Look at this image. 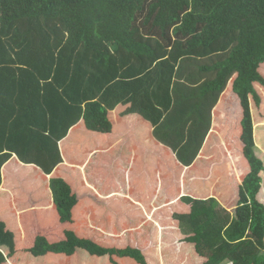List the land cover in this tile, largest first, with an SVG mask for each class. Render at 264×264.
<instances>
[{"label": "trees", "instance_id": "trees-1", "mask_svg": "<svg viewBox=\"0 0 264 264\" xmlns=\"http://www.w3.org/2000/svg\"><path fill=\"white\" fill-rule=\"evenodd\" d=\"M142 80L145 124L179 162L165 173L226 182L215 198H170L192 214L144 212L99 146L83 148L112 132L113 85ZM173 106L179 132L164 129ZM3 174L0 264H264V0H0V186ZM32 179L50 191L39 207ZM135 213L154 220L147 247L130 236Z\"/></svg>", "mask_w": 264, "mask_h": 264}, {"label": "crops", "instance_id": "crops-1", "mask_svg": "<svg viewBox=\"0 0 264 264\" xmlns=\"http://www.w3.org/2000/svg\"><path fill=\"white\" fill-rule=\"evenodd\" d=\"M16 79L23 78L22 76H14ZM147 83L146 80H142L141 83L134 85V86H126L125 84H114L112 90L110 91V94H108V103L111 100V109L112 111H109L112 113V121H113V128L112 132L109 134H97L95 137V140L90 143H86L83 148L88 146V156L91 159V157L94 156V152L96 148H99V151L102 153L101 157L104 158L107 163H110L112 168L111 171L113 178L115 179L113 181V185H115V182H120L121 179H125L126 183L133 182L132 186L130 187V194L133 198V201L135 204L140 207L144 212L147 211L150 206H153L154 204L161 205L165 203L166 199L169 198L167 203L165 205H157L154 207L155 210H164L167 211L172 206V209H176L177 211L182 212L183 214L189 215L192 214V206L193 203L187 201L186 199L182 200L181 198L177 197L176 199H173V201L170 199L171 197L174 198L176 196H184L187 197L188 195L191 196L192 199H196L195 196H197L194 192L202 193V198L204 200H208V198H215L218 189H225L223 187L224 183L226 185V182L224 181L223 177L217 174H214V176H206L200 175V170L198 169L197 176L196 174H193L192 172L189 173L190 168L182 166L183 172L181 175H179V171L175 170V173L170 171V177L167 173V168L171 167L172 163L179 164L176 154L172 152V150H168L165 145H163L161 142L164 143V141H159L155 138H153V131L156 128L154 127L153 130H149V127L145 124L147 122L146 115L143 113L142 109L149 114L150 107L149 102L147 101V96L145 92L147 91L146 88ZM127 89V91L125 90ZM228 91V90H227ZM135 92V96H134ZM141 109V111H140ZM178 109L171 107L168 110L160 109V111H163V119H168L170 117H173L172 122L173 124L169 125L170 127L164 128L167 130H175L176 132H179L183 124L185 123L184 117L185 113L182 111L180 113L177 112ZM159 111V112H160ZM158 113V110H156ZM181 124V125H180ZM162 125V124H161ZM158 126V125H157ZM81 131L84 133L85 129L81 126ZM165 133L167 131H164ZM176 138V135H174ZM209 139V140H208ZM212 136L211 132L207 137V140L205 142L204 148H206L207 143L209 142V147L213 146L212 142ZM177 142H180L181 145L184 144V142L189 141V139H184L182 137L176 138ZM84 153H80L82 157L85 155ZM170 152V154L168 153ZM172 153V155H171ZM202 152L199 154L201 156ZM104 155V156H103ZM107 159V160H106ZM208 159V158H206ZM64 170L67 173L63 174L65 178H72L73 180L74 173L73 170L75 169L74 165H71L68 163V161L64 162ZM67 165V166H66ZM61 167V166H60ZM67 167V170H66ZM130 168V174H125V171ZM132 168V169H131ZM173 169V168H172ZM62 171V173H63ZM186 171H188L186 173ZM26 173H29V171H25ZM38 173V172H37ZM37 173L31 174L33 179L37 177ZM61 172H58V175ZM124 174L127 175L124 177ZM57 175V174H55ZM3 176V180L1 183V189L3 190L4 186L7 184H10L14 178L8 180L5 178L6 176ZM50 177V176H49ZM179 177H181V181L177 180ZM187 177H189V181L187 182ZM202 177V178H200ZM177 178V179H176ZM33 179H32V186L27 183L24 186L26 189H29L33 196H29V199H34L38 203V207L42 205L44 202L46 203L48 194H50L46 187L47 183H41L39 186H33ZM130 180V181H129ZM18 181L23 184V180L18 179ZM85 181V180H84ZM30 182V183H31ZM87 186H91L90 183L85 181ZM187 182V183H186ZM125 183V187H126ZM188 187H187V186ZM23 186V187H24ZM74 188L77 187L75 184L72 185ZM179 187V188H178ZM190 187V188H189ZM80 188V187H79ZM80 190H82L80 188ZM20 191V190H19ZM197 193V194H199ZM97 194L101 195L100 192L97 190ZM21 198L24 199V194L20 192ZM118 195V194H116ZM104 196V195H103ZM108 196L111 197V194ZM104 196L107 199L113 198L115 195H112V197ZM136 196L137 199L134 197ZM154 196V197H153ZM153 197V198H152ZM7 199V198H5ZM4 199V200H5ZM216 200L221 204V206L228 210L231 215H234V210L231 206H226L222 203L223 200L216 197ZM149 201V202H148ZM1 202V200H0ZM116 203L117 201L114 200ZM176 202V205H173ZM178 202V203H177ZM32 205L34 204L33 201L30 202ZM41 203V204H40ZM118 203V202H117ZM173 203V204H172ZM53 205V203H52ZM24 206L21 204V206H16V213L19 218L24 214L23 213ZM12 209L11 207L7 210ZM15 211V210H11ZM153 211V212H154ZM8 212V211H7ZM9 213V212H8ZM23 213V214H22ZM166 213V212H165ZM142 215L140 213L133 214V220L131 222V225L136 226V228L129 231L131 232L130 236L136 237L137 241L143 243L144 247H147L150 241V238L143 239L142 234L145 233V228L147 226H150V222H154L152 219V216L149 215L148 218L145 220H141ZM127 233V234H129ZM138 236V237H137ZM193 247V246H192ZM148 253V252H147ZM150 257V256H149ZM148 257V258H149ZM153 257H150V259Z\"/></svg>", "mask_w": 264, "mask_h": 264}, {"label": "rangeland", "instance_id": "rangeland-1", "mask_svg": "<svg viewBox=\"0 0 264 264\" xmlns=\"http://www.w3.org/2000/svg\"><path fill=\"white\" fill-rule=\"evenodd\" d=\"M59 166H60V165H59ZM59 166H58V167H59ZM61 167H62V166H61ZM57 169H58V168H57ZM61 169H62V168H59V170H61ZM55 171H56V169H55ZM55 171H54V172H55ZM31 196H32V194H31ZM145 219H146V218H145Z\"/></svg>", "mask_w": 264, "mask_h": 264}]
</instances>
